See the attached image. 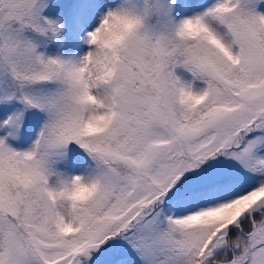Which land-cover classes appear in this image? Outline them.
I'll list each match as a JSON object with an SVG mask.
<instances>
[{
  "label": "snow or ice",
  "instance_id": "obj_1",
  "mask_svg": "<svg viewBox=\"0 0 264 264\" xmlns=\"http://www.w3.org/2000/svg\"><path fill=\"white\" fill-rule=\"evenodd\" d=\"M0 264H264V0H0Z\"/></svg>",
  "mask_w": 264,
  "mask_h": 264
}]
</instances>
